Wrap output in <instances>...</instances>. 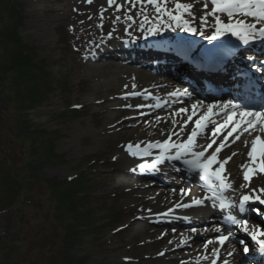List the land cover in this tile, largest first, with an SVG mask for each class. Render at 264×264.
Listing matches in <instances>:
<instances>
[{
  "label": "bare ground",
  "instance_id": "obj_1",
  "mask_svg": "<svg viewBox=\"0 0 264 264\" xmlns=\"http://www.w3.org/2000/svg\"><path fill=\"white\" fill-rule=\"evenodd\" d=\"M23 1L29 8L27 14L28 17L31 18H37V12L35 9L36 4L50 3L57 7L63 5L62 8L58 9V13H56L51 19H47L46 22L50 24L63 22L68 25L72 44L78 46L79 52L77 54L81 57L84 56L82 63L84 64V70L89 76L97 79L102 78L103 80L109 75H115L116 79L119 81L118 75H120V81L124 84H130V82L134 84L144 83L145 85L142 87L147 86V84H154L155 87H152V90L154 91L155 96L162 99L160 103L163 101H170L171 107L169 109H162L160 107L156 108L149 104L138 106L133 110L122 109L118 113V116L107 122V127L103 129L104 137H102L101 140L102 143L106 144L109 139H113L116 146L114 147L111 144V149H115L116 153L122 158V161L126 166L137 170L136 173V171L131 169V172H129L130 178L128 179L127 184L128 194L135 203H137L136 212L143 214L142 217L145 216V218L152 217L145 215L146 213H157L155 216L158 219L164 215L161 220L147 223L146 225L141 224V227L148 232V237L150 239L149 245L153 252V254L142 252V260H150L151 262L149 264H211L210 260L213 259L212 250L217 249L220 251V255L216 264H224L225 261H227L228 264H240L239 260H237L239 251L233 241L229 238L225 241L224 245L221 246L217 240L220 232H223L222 235L228 234L229 232L226 228L228 222L225 223L223 215H218L217 212L228 211V213L230 212L233 214L234 208L232 206L221 209L219 204L212 202L210 199H204L208 196L202 189L203 180L201 177L199 178L201 173L196 171L198 177L191 178L188 174L192 173L193 170L188 166H184L185 164L183 160L168 159H165L162 163L156 164L154 167L164 169L159 172L157 176L151 174L152 169L154 168H146L142 172L139 165L142 163L151 164L155 161L156 157L160 155L161 149L150 148V155L145 156L141 154L133 156L127 148L129 144H132L133 150H137L136 145L139 144L138 150L142 153L148 146L147 141L150 139H158L159 135L164 130L167 131L165 136H171L172 142L179 143L187 139L188 134H190L195 127V120L207 110V107H205L203 103L197 104L195 103L196 101L185 99V87L179 82L170 79L175 77L179 81H185L187 83H189L190 80L196 82L194 74L193 78L189 79L188 76L190 71L185 66L181 65L178 61V57L184 53L185 50H190L193 45H203L206 40L200 38L197 40L193 38L194 34L190 35L182 31V35H180L179 38L181 40H186L187 46L178 45L176 47V53L170 51L175 46V43L173 42L166 44L164 41L157 42L158 40L154 38L148 40L149 33L146 32L147 26L150 25V27L158 28L159 31H157L155 35L159 38L160 36L158 33L160 31L169 34H173V31H175L173 30L174 28L168 26L166 29H163V24L168 25L171 23V26H174L176 23L171 22L167 15L162 14H159L161 16L160 21L156 22L150 9L154 5L148 4L147 2L142 3L137 0H132L134 3H129V0H115V3L110 5L108 1L102 2V0H91L90 3L88 0ZM181 2H183V0H181ZM175 3L176 0H167L166 7L169 11H174ZM205 3L208 4V7H204V9L210 13L212 4L210 1H204L203 5H205ZM164 6L165 5L163 4L161 5L162 8ZM42 10L44 11L46 9L43 7ZM153 10H155V6ZM223 14L224 13H216L212 16L215 17V15H219L222 18ZM145 15L148 17L147 23L145 22ZM129 16L132 17L131 20L128 19ZM209 20L210 19L208 18L206 23L207 26L205 28L208 30L210 27ZM251 21L255 22V18L252 17ZM125 29H128L126 32L129 34L124 32ZM167 29L172 31L167 32ZM198 29L200 31H196V33H198L195 34L196 36L201 35L200 33L202 30L200 28ZM212 29H214V26L211 27V30ZM179 30L180 29H178V31ZM202 32L203 35L201 36H206L210 33L209 31ZM142 33H145L146 37L142 48L138 47V50L128 51L127 53L129 56L120 54L122 47L121 42L124 40H130L131 42L136 38L137 41H139L142 38ZM99 43L103 44V46L105 45V47L112 46V48L100 47ZM157 43L163 44L165 50L169 49L166 45H171V49L165 53L158 52L156 50L158 47ZM154 46L156 48H154ZM96 50L99 51L100 57L104 58L107 57V55L109 56L102 61L99 55H97L100 60L92 63L89 59L87 60V57L89 56V53H91L90 55H94L93 53ZM247 55L250 58L260 56L254 50H250L243 54L238 62L229 63L220 74H215L216 76L214 77L208 75V78L211 79V82H220L228 86L230 89L236 84L245 81L238 77V72L239 69L248 71L245 67L247 64L245 57H247ZM130 56H134L136 59ZM242 60L243 64L240 63ZM175 84L182 86L181 89H177L176 86H174ZM172 93L179 94L171 95ZM176 97H180L178 99L180 101L175 100ZM194 104L197 105L196 116L192 117V120H188V116H190L192 112V105ZM179 107H182L187 111L183 113H174ZM145 110H150V114L140 118V120H137V117L135 116H131L130 118L126 117L128 112L138 113ZM218 110L220 109H217L216 107L213 109L214 113ZM177 117L181 118L179 122L176 121ZM185 121H187V123H185ZM223 122V117L221 115H213L211 117V122L207 124V127L203 129L197 137V144L200 146H206L213 140L216 141L206 155L211 154V152L220 145L221 141L227 145L220 153H218V160L222 161L226 157H231L224 166L226 170L224 175L232 185L227 193L228 198L234 200L239 193H241V195L249 193L253 194L255 192L259 194L258 188L264 189V172H259L257 170L256 173L252 175L251 181L248 182L244 180L245 169L241 167V165L251 163L247 152L250 150L251 139H253L258 133H245L241 136V139L235 141V143H233V140L236 134H233V136L228 137V139L224 141L223 138L227 136L225 133L230 131L231 128H224L215 136H213L212 133L214 126ZM173 133H175V135H173ZM245 140L249 141L248 145H245ZM196 150H201V148L198 147ZM233 153H236V155L233 156ZM174 154V149H170L168 153H165L166 156ZM179 163L183 166L177 167ZM216 167H218V164L213 165V168ZM253 167L256 166L253 165ZM176 169H179V171H176ZM148 172L150 173L146 174ZM143 176L144 178H142ZM175 176L178 177L179 182L175 181ZM158 179L162 180L164 183L160 182L163 184L161 185L158 183L159 186L154 187L153 184ZM241 185H243V187H241ZM181 189H184L185 191L182 192ZM253 189H257V191H253ZM259 195L264 198V193L261 192ZM195 199H204V203L202 205H192V201ZM183 205L191 206L184 207ZM173 213H176L177 215H173ZM151 215L154 216V214ZM185 215L198 219L199 225H197L198 227L195 232H193L192 229H186L188 227L182 225L189 223V221L180 224L179 221L174 220L173 218H166L170 216H180L182 219L187 220L189 217ZM128 217H132V215ZM142 217H134L131 220L132 223L130 225L140 223L139 221L144 219ZM160 222L165 223L160 225ZM195 225L196 223L193 222V224L190 225V228ZM228 225H231L236 231H239V228L241 227L239 223L233 224L230 220ZM247 226L252 230L250 228V222H248ZM206 242H209V244L206 245Z\"/></svg>",
  "mask_w": 264,
  "mask_h": 264
},
{
  "label": "rangeland",
  "instance_id": "obj_2",
  "mask_svg": "<svg viewBox=\"0 0 264 264\" xmlns=\"http://www.w3.org/2000/svg\"><path fill=\"white\" fill-rule=\"evenodd\" d=\"M104 1L108 0H102ZM137 1L141 2V0ZM146 2L147 0H144L143 3ZM183 2L193 4L191 12L185 13L184 16V19L190 22V26L196 28L197 31H200L198 29L200 28L205 32H213L211 27L215 25V17L207 16V19H210L209 30L205 29L207 24L201 22V17L209 13L204 9L203 2H198V0H183ZM2 4H0V12L3 14V21L10 22V19L20 21L16 32L24 43L34 48L35 61H43L44 70L49 79V91L45 93L39 104L25 111L22 118L29 131L42 130L53 133L52 150L61 156L62 162L42 165L38 176L62 183L83 173L86 183L90 185L89 193L86 195L88 197L85 196L84 205L82 204L83 207L81 200L78 207L80 212H83L84 208L87 209L89 220L87 223L78 224L73 230L80 232L75 233L71 238L74 243L67 250L66 255L80 261L81 264H149L150 260H142V252L152 254L153 252L149 245L148 232L141 227V224L146 225L161 220L164 215L158 219L155 216L157 213H146L145 215L152 217L145 218V216L142 217L143 214L136 212L137 203L127 192L129 172L133 168L126 166L115 149H111V144L116 146L113 139H109L106 144L101 140L104 137L103 129L107 127V122L118 116L122 109L133 110L138 106L148 104L152 106L153 100H148L147 95L154 92L152 87L155 85L147 84L142 87L144 83L124 84L120 81V75H118L119 81L115 75H109L103 80L89 76L82 63L84 56H79L78 46L72 44L68 25L63 22L57 24L46 22L47 19L55 16L63 5L57 7L50 3L36 4L37 18H31L28 17L29 8L23 0H3ZM154 6L150 9L153 18L158 22L160 20H157L155 16L159 14L153 10ZM43 7L46 10L43 11ZM242 18L247 19L248 17ZM222 20L227 22L226 18ZM163 26V29H166L168 25L163 24ZM171 28H174L176 32L194 33L187 31L183 24L180 27L174 25ZM163 37L167 41L172 38V36ZM197 37L203 38L204 36ZM99 44L103 48H112V46L105 47ZM90 54L87 60L89 59L92 63L100 59L103 61L109 56L100 57L97 50L93 53L94 55ZM2 102L0 106L4 105ZM6 109L4 112L7 115L6 120L9 119L7 121L10 122L14 106H6ZM71 109L77 111L70 112ZM147 113L148 111L128 112L126 117L135 116L137 120H140L143 116H147ZM180 120L181 118L177 117L176 121ZM166 132L164 130L158 139H150L147 143L156 142V140L162 142L166 137ZM8 149H11L10 145ZM163 170L160 167L154 168L151 174L157 176ZM134 171L137 173V170ZM175 181L179 182L177 176H175ZM160 182L163 181L156 180L154 187H158ZM33 187L32 196L40 197V205L28 204L23 211L14 212L18 215L17 221L22 224L18 237L21 240V247L17 245V252L10 256L0 251L2 264H48L45 261L42 262V259L44 254L51 251L55 253L56 261L60 260L59 248L64 237L63 229L58 222L54 221V215L46 202L45 190L41 191V188L35 185ZM77 196L81 197L82 194L79 193ZM130 215L132 217H128ZM173 215L177 214L173 213ZM140 216L144 218L139 221L140 223L130 225L134 217ZM166 218L186 222L180 216ZM188 219L190 223L185 225L188 227L186 229H196L199 225L198 219L195 217ZM32 222H36V225ZM193 222L196 225L190 228ZM164 223L160 222V225ZM7 225L4 215H1L0 236ZM38 235H44V239L39 240ZM21 254H26V258L19 257L20 260L15 263L17 255Z\"/></svg>",
  "mask_w": 264,
  "mask_h": 264
},
{
  "label": "trees",
  "instance_id": "obj_3",
  "mask_svg": "<svg viewBox=\"0 0 264 264\" xmlns=\"http://www.w3.org/2000/svg\"><path fill=\"white\" fill-rule=\"evenodd\" d=\"M2 3L3 0H0ZM2 17L0 12V102L4 103L0 106V216L4 215L8 225L0 236V251L10 256L17 252L14 242L21 247L18 237L22 224L17 221L18 215L14 212L23 211L28 204L40 205V197L32 196L35 185L41 191L45 190L48 208L64 234L59 248V262L53 251L44 254L42 262L81 264L68 257L66 252L74 243L71 238L80 232L73 230L78 224L89 220L87 209L80 212L78 207L80 200L83 207L90 185L86 183L83 173L62 183L38 176L42 165L62 162L61 156L52 150L53 133L29 131L22 118L25 111L39 104L49 91V79L43 61H35L34 48L18 36L16 29L20 21L10 19V22H5ZM9 105L14 106L10 122L4 113ZM79 193L81 197L77 196ZM32 223L36 225V222ZM40 238L44 239V235H38ZM19 257L24 259L26 254L17 255L15 263L20 260Z\"/></svg>",
  "mask_w": 264,
  "mask_h": 264
},
{
  "label": "snow or ice",
  "instance_id": "obj_4",
  "mask_svg": "<svg viewBox=\"0 0 264 264\" xmlns=\"http://www.w3.org/2000/svg\"><path fill=\"white\" fill-rule=\"evenodd\" d=\"M90 3L91 0H88ZM109 4H114L115 0H108ZM132 0H129L131 3ZM143 3L144 0H141ZM148 4L155 5V10L158 14L167 15L171 22H175L179 27L181 23L185 29L189 32H196L197 29L190 26V22L184 19V14L191 12L193 8L192 3H183L181 0H176L174 11H169L166 7L167 0H147ZM165 5L163 8L161 5ZM212 9L211 13H206L204 17H201L202 24L207 23V16L214 15L216 13H226L227 22L221 19L219 15H215V31L211 36H208L207 39L215 40L219 37H223L226 34H231L233 37L239 39L243 44H248L250 40H254L257 37L264 39V0H211ZM205 8L208 7V4L205 3ZM237 14L241 17H253L255 22H247L244 18H236ZM129 20L132 19L131 16L128 17ZM161 16H157V20H160ZM145 22H148V17L145 15ZM162 22V21H161ZM262 25L257 27V25ZM168 27H171V23L168 24ZM149 34H154L159 31L156 27H151L148 30ZM203 35V32L200 33ZM111 35V34H109ZM135 95V93H132ZM179 93H172L171 95H178ZM184 95H189L187 90H185ZM159 106V105H157ZM131 107V105H128ZM215 105L209 104L207 110L195 120V127L192 129L191 133L188 134L187 139L179 143L171 141V136L168 139L160 142H149L147 148L141 153L139 149V144L136 145L137 150H133L132 144L127 146L128 151L133 156L137 155H150V148H159L161 149L160 155H158L151 164L142 163L139 165L141 171L146 168H154L156 164L162 163L165 159L168 160H183L184 164L188 166L193 171L198 170L202 176L201 178L206 182L203 186L205 188L212 190L211 197H205L204 199H213L214 201H219V207L224 209L225 207H232L230 203H226V197L223 195L224 189H230L232 187L231 183L228 182L227 177L224 175L225 164L231 157H226L224 160H218V153L222 151L227 145L221 141L220 145L215 148L211 154L206 155L208 150L213 147V144L216 143L213 140L211 143H208L206 146H200L197 144V137L200 135L201 131L207 127V124L211 122V117L215 115L213 109ZM197 105H192L191 115L188 116V120H192V117L196 116ZM238 110V111H237ZM181 113L187 111L186 109L181 108L179 110ZM221 111L225 112L227 119L223 123H218L212 129L213 136L221 132L224 128L231 125V130L227 133V136L223 138L224 141L228 137L233 136L236 133L233 143L240 140L241 136L245 133L254 132L258 133L250 141V150L247 152L248 157L251 160L250 164L241 165L244 171V180L250 182L252 175L259 172H264V108L260 110H255L254 108H249L247 106L241 107L240 105L234 104L231 100L223 102L221 106ZM187 123V121H185ZM175 135V133H173ZM245 145H248L249 141H244ZM201 150H196L197 148ZM170 149L175 150L174 155H165ZM233 156L236 153L232 154ZM218 164V167L213 168V165ZM255 165L256 167H253ZM135 169H133L134 171ZM214 179L218 182V187L221 191H217L215 188H212L210 181ZM243 187V185H241ZM184 192V189H181ZM253 191H257L253 189ZM260 192L264 193V189H260ZM204 199H195L192 201V205H202ZM253 197L249 194H245L241 197L239 202V211H245V205L251 201ZM256 199H260L259 196ZM261 203H264V200H260ZM188 207L191 205H183ZM228 219L231 223H239L242 227V230L245 233H248L252 240L255 241L260 249L264 251V229L250 230L247 220H237L235 216H229ZM193 232L196 231L195 228L192 229ZM233 236L231 231L227 235H219L217 240L221 246L224 245L230 237ZM244 244V241L240 242ZM216 259H219L218 250H212ZM234 251V249H233ZM244 252H248L249 248L247 245L243 248ZM231 254V253H229ZM216 259H213L211 264H216ZM224 264H228L227 261Z\"/></svg>",
  "mask_w": 264,
  "mask_h": 264
},
{
  "label": "water",
  "instance_id": "obj_5",
  "mask_svg": "<svg viewBox=\"0 0 264 264\" xmlns=\"http://www.w3.org/2000/svg\"><path fill=\"white\" fill-rule=\"evenodd\" d=\"M14 245H15V246H17V244H16V243H14Z\"/></svg>",
  "mask_w": 264,
  "mask_h": 264
}]
</instances>
